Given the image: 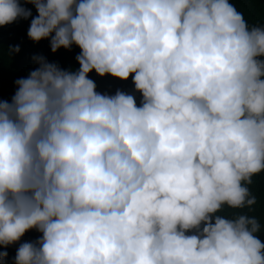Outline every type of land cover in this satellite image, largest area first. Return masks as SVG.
Listing matches in <instances>:
<instances>
[{
    "label": "clouds",
    "instance_id": "obj_1",
    "mask_svg": "<svg viewBox=\"0 0 264 264\" xmlns=\"http://www.w3.org/2000/svg\"><path fill=\"white\" fill-rule=\"evenodd\" d=\"M24 2L0 27L31 18L80 67L33 57L0 100V264L17 244L14 264H264V23L230 0Z\"/></svg>",
    "mask_w": 264,
    "mask_h": 264
},
{
    "label": "trees",
    "instance_id": "obj_2",
    "mask_svg": "<svg viewBox=\"0 0 264 264\" xmlns=\"http://www.w3.org/2000/svg\"><path fill=\"white\" fill-rule=\"evenodd\" d=\"M231 3L242 12L249 23H264V0H230ZM21 6L31 9L33 17L38 15L33 5L21 0ZM31 18L28 20L19 19L16 22L0 27V100L11 102L17 91L16 81L26 78L28 74L35 70L38 65L33 62V57L43 56L48 62L57 64L61 69L68 71L78 70L80 65L76 57L80 54V49L73 45L71 50L60 49L53 53L50 47V40H42L35 43L28 37ZM19 46L18 54L8 53L10 46ZM97 86V91L101 94L115 95L117 91L131 94L135 97L137 105L142 101V94L136 92L132 78L128 81H121L111 75L100 77L94 71L89 75ZM251 189L257 197L255 213L264 218V174L254 178ZM41 237V233L32 230L25 234L20 243L35 242ZM259 238L264 242V231H261ZM19 244L7 249L9 255L3 264H14L16 250Z\"/></svg>",
    "mask_w": 264,
    "mask_h": 264
}]
</instances>
